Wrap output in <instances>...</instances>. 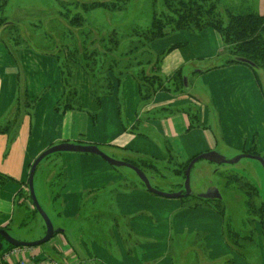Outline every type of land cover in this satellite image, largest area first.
<instances>
[{"label":"crops","instance_id":"0c3cea01","mask_svg":"<svg viewBox=\"0 0 264 264\" xmlns=\"http://www.w3.org/2000/svg\"><path fill=\"white\" fill-rule=\"evenodd\" d=\"M185 34H173L155 45L157 54H164L159 74L169 78L179 73L185 92L182 95L160 92L152 102L143 103L139 85L131 76L121 83H114L112 92L103 98L124 93L126 99L128 92L138 110L137 105L130 109L129 99H126V118L123 121L121 115L117 117V131L112 135L101 128L104 118L101 122L97 114L103 109L105 99L94 102L91 80L82 68L75 70L73 78L79 108L58 111L56 108L63 99L65 86L57 61L37 58L26 50L20 54L17 51L14 56L4 47L0 53V230L9 232L17 204L30 206L24 193L31 166L46 149L59 144L97 146L103 152L108 153V149L118 153L119 160L125 162L166 160L173 156L180 164H185L202 153L217 149V139L221 138L227 149H237L243 154L252 151L261 156L258 151L262 147L248 148L249 132L245 129L242 135L238 132L233 139L229 138L226 119L230 121V113L218 109V120L215 121L219 123L220 132L214 131L213 116L202 104L210 100L213 106L225 107L227 91L232 92L233 86H240L245 79L243 76L227 78L226 75L215 78V75L232 69L243 71L244 68L229 66L219 72L211 71L208 63L214 55L210 54L208 45L195 43L199 35ZM211 36L220 49L219 35H208ZM203 87L208 88L204 91L206 94ZM208 92L211 99H207ZM86 107L97 109L96 115H91ZM62 163L64 172L56 175L60 183L56 201L60 200L65 218L77 220L81 217V207L86 212V197L97 202L100 194L106 193L112 202L111 209L116 212L112 220L107 219L113 225L111 235H99V239H92L87 244L77 239L72 244V239L63 236L65 230L62 229L63 232L58 233L59 239L49 242L47 250L41 247L11 249L2 254L0 264L46 259L61 264H170L164 237H155L148 230L154 226L153 209L161 205L169 207L168 203L154 200L153 194L139 186L133 176L111 168L102 158L75 153L65 155ZM203 207L197 208L195 214L199 210L215 214L214 225L223 239V216L213 211L211 205ZM99 216L100 213L98 219ZM87 217L92 215L87 214Z\"/></svg>","mask_w":264,"mask_h":264},{"label":"rangeland","instance_id":"374dc122","mask_svg":"<svg viewBox=\"0 0 264 264\" xmlns=\"http://www.w3.org/2000/svg\"><path fill=\"white\" fill-rule=\"evenodd\" d=\"M78 2L83 4L88 3L89 0H10L0 17L2 18L0 24V53L6 46V49L14 56L17 51L20 54L26 50L32 52L37 58L55 59L62 73L57 55L62 57L65 53L64 51L56 50V48L60 47L61 50H64V45L70 43L73 38L68 30L70 29V25H68L67 21L60 19L59 14L69 8L74 13L78 12L83 15L85 23L82 28L84 32L89 33L90 39L95 41V46H91L88 43H85V46L88 45V48H98L100 50V40L102 38L107 37V34L112 31L120 33L119 36L121 38L118 41L117 52L130 55L127 62L131 65L128 68L130 72L136 76L140 75V77L144 76L152 79V76L159 74L156 70L155 60L162 55L157 54L155 50L156 44H160L164 39L176 33H186L185 35L188 34L189 36L199 35L195 43L202 46L207 44L210 54L214 55L208 63L211 71L217 70L219 72L220 69H229V66H232V68H244L243 71L232 69L228 73H218L215 75V78L222 75H226L227 78L243 76L246 80H243L240 86H233L232 92L231 90L227 91L224 98L227 100L225 107L219 108L213 106L210 100L207 104L202 102L206 106L207 111L213 116L212 123L218 118V109L224 113H230V121L226 119L229 138L233 139L234 135L238 132L242 135V130L245 129L246 132H249L248 148L253 147V145L262 147V150L258 152L264 158V69H257L248 64H231L229 61L232 58L231 49L227 47L221 34L210 28L198 32L195 29L193 30L192 26H189L180 31H172V25H170L165 27V31L168 34L164 37L151 41L147 45L139 42V39L134 34L139 33L140 29L143 30L149 26L152 16H154L153 11L158 14L162 11L164 7L163 0H129L123 7L124 9L118 12H107L102 9L83 12L81 6L80 8L76 7ZM221 3L223 6L245 9L246 11H253L260 15L264 14V0H221ZM6 23H13L16 26L7 31L5 28L10 25L4 26ZM19 33V45L17 46L15 36ZM208 35H219L222 43L220 49L217 48L219 43L216 42V39L212 36L209 38ZM82 38L81 35L74 37V46H77L79 51L83 49ZM65 51L68 54V50L66 49ZM135 59L137 60L136 62H134ZM77 68L75 67V70ZM115 77L116 75L111 76L113 83L117 84L123 81L117 82ZM131 78L136 80L132 76ZM215 78L214 80L216 81ZM96 79L94 87L91 81V96L94 102L98 103L96 98H103L105 96L106 83L101 81L98 85V77ZM62 80L65 86L63 75ZM176 80V85L171 84V82L166 83V85L171 84L169 85L170 91L165 89L160 90L150 99L146 101L142 100V102H152L160 92H171L173 95H182L185 92L183 78L180 76ZM159 82L161 84L156 83L154 87L146 85L145 88L149 89V93L153 89H160L164 85V82L160 80ZM217 86L218 84H216ZM229 86L228 84L226 89ZM202 91L205 93L204 91H208V88L203 87ZM123 95L124 93H117L111 95L110 99L103 98L105 100L101 112L100 109L97 112L95 108L90 109L86 107V110L93 116L97 112L101 122L104 118V125H101V128L110 132L111 135L115 133V130L117 131L115 126L117 117L121 115L123 121L126 118V99H129L130 109H134L137 105L133 103V99L130 98L128 92H126V99ZM207 99H211L210 92H208ZM120 109L121 114H118ZM136 109L138 110V105ZM213 128L214 131L220 132V126L217 121L214 122ZM214 135L216 137L215 133ZM217 135L219 136V134ZM217 142V149L211 152H219L227 160H232L243 154L237 149H227L222 144L221 138L217 139ZM106 151L110 154L104 152L106 155L121 161L119 160L118 153L108 149ZM69 154L75 153H54L39 164L34 179L35 193L41 207L49 216L56 230L64 229L65 233L63 236L68 240L72 239V244L73 240L77 241V239L84 240V244H87L92 239H99L100 237H97L99 235H111L113 231L111 226L113 225L107 219L111 218L112 220L116 212L111 209L110 204L112 202L109 200L107 194L101 193L97 202L86 197L84 203V210L86 212L82 211L81 207L79 211L81 212L80 218L77 220L65 218L60 207V200L53 201L52 197L60 191V183L56 175L64 172L62 160L65 155ZM95 157L101 158L99 156ZM134 162L140 165L151 185L158 191L171 194L184 189L186 178L184 170L189 162L180 164L173 156H170L166 160L138 159ZM106 164L109 163L106 162ZM115 170L130 174L136 179L139 186L146 189L143 182L132 169L120 167L115 168ZM128 179L130 181V178ZM190 184L192 195L187 198L169 199L153 194L154 200L168 203L169 207L161 205L159 208L156 206L153 209L154 217L152 222L154 226L152 228L149 227L148 230L153 232L155 237H164V246L168 249L170 264H264V221L262 219L252 221L251 227L255 233V242L254 244L245 246L250 252L240 255L235 251L238 250V247L234 245L233 240H236L238 245L242 244V242L234 238L232 240V237L228 238L229 235L226 236L225 230L223 232V239H220L219 231H217L218 228L214 225L217 221L215 214L203 210H199L197 214L194 212L199 207L204 208V205H211V209L218 213L215 208L216 201H210V203L207 201L203 202L199 198L200 194L207 192L211 187H217L223 196V201H219L221 204L218 208L224 210L222 215L225 221L224 225L231 228H241L243 226L245 231L249 230L246 225L247 214L245 205V201L249 198L244 197L243 194L249 192L250 187L246 185H251L253 188L251 191L253 192L251 202H253L254 196L256 198V202L251 209H255L256 214L258 210L260 212L264 210V168L261 162L254 159L242 158L236 164L216 165L207 160H200L191 171ZM24 197L26 203L30 206L25 204L23 206L16 205V213L8 233L15 240L35 242L45 236L46 225L41 216L35 211V207L29 197L28 186ZM197 203H200L201 206L197 207ZM93 205L98 206V208L93 207ZM92 207L94 208L93 211ZM99 213L101 215L99 219L102 217L100 220L97 218ZM87 214L92 215V217H87ZM59 237V234H56L52 240H58ZM78 245L82 250L81 245ZM40 247L47 250L49 242Z\"/></svg>","mask_w":264,"mask_h":264},{"label":"trees","instance_id":"16d2710c","mask_svg":"<svg viewBox=\"0 0 264 264\" xmlns=\"http://www.w3.org/2000/svg\"><path fill=\"white\" fill-rule=\"evenodd\" d=\"M9 1L10 0H0V17L4 13L7 5L9 4ZM163 1L164 7L162 11H160L159 14L153 11L154 16H152V21L149 26L147 28H144L143 30L140 29L139 33L134 34L135 37L139 39V42H143L147 45L150 44L151 41H155L156 39L164 37L168 34L165 31V27L170 25H172V31H180L189 26H192L193 30L195 29L198 32L210 28L219 32L223 37L227 47L231 49L232 58L229 60L231 64H243L241 63L240 59H246L254 64V68L264 69V14L260 15L253 11H246L245 9L223 6L221 0ZM128 2L129 0H89L88 3L83 4H80L78 2L76 7L80 8L81 6V10L83 12H89L96 9H102L107 12H118L124 9L123 7ZM59 15L60 19L67 21L68 25H70V29L68 30L70 31L69 34L73 39H71L70 43L64 45V50H61L60 47L56 48V50L58 49V51H64L65 53L62 57L57 55V59L60 62L65 83V95L56 108L58 111L79 108L78 92L73 85L75 67H80L84 70V72H86V74L92 81L93 87L96 84L95 80H97V77L98 85L101 83V81H104V83H106V90L104 91L105 95L110 94L114 87V83L111 81L112 75H116L115 80H117V82H119L120 80H124L126 77L132 76L136 79L139 85L141 100L145 101L150 99L155 93L160 90L165 89L170 91L169 85H171L172 83L176 85V79L180 78L181 75L179 73H176L169 78H164L160 74L152 76V79H148L144 76L140 77V75L136 76L135 74L130 72V69H128L129 67H131V65L127 63L130 55L127 54V56L126 54L117 52V46L119 45L118 41L121 38V36H119L120 33L112 31L107 34V37L102 38L100 40V50L98 48H88V45L85 46V43H88L91 46H95V41L90 39V37L88 36L89 33L84 32V29L82 28L85 23V18L83 17V15L78 12L74 13L69 8H67L63 12H60ZM1 20L2 18H0V24ZM7 24L9 23H6L4 26H6ZM9 25L10 26L5 28V30L8 31L9 29H12L16 26V24L13 23ZM77 34L83 37V49H81L80 51L77 46H74V37L78 36ZM19 36L20 33L15 36V39L17 40V46L19 45ZM66 49L68 50V54L65 51ZM53 51L55 52V50ZM163 55L164 54L160 55V57L155 60V66L157 67L156 70L158 71V73L160 70V63L163 59ZM136 61L137 60L135 59L134 62ZM159 80L163 81L164 85L160 89H153V91L149 93V89L147 90V88H145L146 85L154 87L156 86V83L161 84ZM167 82H171V84L166 85ZM96 99L99 102L101 98L98 97ZM245 154L258 155L256 152L252 151L245 152ZM129 163L142 170L140 165H138L136 162L129 161ZM188 166H186L185 168L187 169ZM186 169L184 170L185 172ZM246 186L250 187L251 189H249V192L243 194L244 197L249 198L247 201H245L247 214L246 225L248 226L249 230L245 231L243 226L241 228H231L225 225L224 227L226 236L229 235L228 238L232 237V240L234 238L237 239V241L242 242V244L238 245V242H236V240H233L234 245H237L238 247V250L235 251L240 255L250 252L249 249L245 246L248 244H254L255 242V233L253 231V228L251 227L252 221H254L255 219H262L264 221V210L261 212L260 210H258L256 214L255 209H251V207L256 202V198L254 196L253 202H251L253 194V192L251 191L253 188L251 187V185ZM26 193L27 191L24 193V195ZM21 196L23 197L22 193ZM58 196L59 194L53 195L52 200L56 201ZM201 201H207L210 203V201L208 200ZM220 204L221 202L216 201L215 208L219 214L223 215L224 210H220L218 208ZM199 205L200 203H197V206ZM35 211L38 213L36 209ZM231 239L230 241L232 242ZM0 241L4 242L1 236ZM11 249L15 248L4 242V248L1 252L0 258L4 252Z\"/></svg>","mask_w":264,"mask_h":264},{"label":"water","instance_id":"95a60500","mask_svg":"<svg viewBox=\"0 0 264 264\" xmlns=\"http://www.w3.org/2000/svg\"><path fill=\"white\" fill-rule=\"evenodd\" d=\"M240 61L243 64H248L252 67L254 66V64L252 62H250L246 59H240ZM184 81L186 82V80H184ZM59 152H71V153H78V154L95 155V156L101 157L107 163H109L111 166H113L115 168H120V167L130 168L137 174L139 179L145 185L148 192H150L154 195L161 196L164 198H169V199H179V198H183V197H190L192 195L191 184H190V175H191V171H192L193 167L200 160H207V161L214 163L216 165H224V164H236L242 158H249V159H254V160L261 162V164L264 168V158L259 156V155L242 154V155H239L238 157H236L232 160H227L224 156L220 155L217 152H207V153H204V154H201V155L195 157L190 162V164H189V166L185 172L186 178H185L184 189L177 192V193L167 194V193H163V192H160L157 189H155L151 185L146 174L140 168L136 167L135 165H133L129 162L118 161V160H115V159L109 157L97 146H93V145L84 146V145H76V144H69V143L59 144V145H56V146H53V147L47 149L46 151L41 153L38 156V158H36V160L34 161V163L31 166V169L29 172V178H28V189H29L30 198H31V201H32L35 209L38 211L39 215L41 216V218L45 222L46 234L42 239H40L38 241L22 242V241H18V240H15L14 238H12L9 235L7 230H5V229L0 230V236L3 238V241L6 242L7 244H9L10 246L14 247V248L40 247V246L50 242L56 234L63 232L62 230H56L54 228L52 221L50 220L47 213L43 210V208L41 207V205L37 199V196L35 193V186H34L35 173H36V170H37L39 164L48 156H50L54 153H59ZM199 198L205 199V200H220L222 197H221V194L219 193L217 188H210L206 193L200 194ZM4 242L0 241V255H1V252L4 248Z\"/></svg>","mask_w":264,"mask_h":264},{"label":"built area","instance_id":"2783aa9c","mask_svg":"<svg viewBox=\"0 0 264 264\" xmlns=\"http://www.w3.org/2000/svg\"><path fill=\"white\" fill-rule=\"evenodd\" d=\"M21 264H61V263L57 260L46 259L42 261H22Z\"/></svg>","mask_w":264,"mask_h":264},{"label":"flooded vegetation","instance_id":"af4514ba","mask_svg":"<svg viewBox=\"0 0 264 264\" xmlns=\"http://www.w3.org/2000/svg\"><path fill=\"white\" fill-rule=\"evenodd\" d=\"M211 188H217V187H211ZM218 189V188H217ZM219 193L221 194L220 192V189H218ZM206 193V192H205ZM203 194V193H202ZM221 199L220 200H209V201H223V196L221 195ZM202 200H205V199H202Z\"/></svg>","mask_w":264,"mask_h":264}]
</instances>
